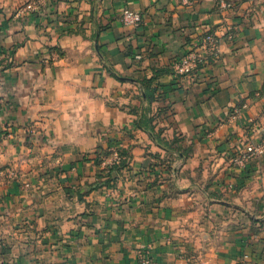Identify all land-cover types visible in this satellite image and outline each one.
Here are the masks:
<instances>
[{
    "label": "crops",
    "instance_id": "1",
    "mask_svg": "<svg viewBox=\"0 0 264 264\" xmlns=\"http://www.w3.org/2000/svg\"><path fill=\"white\" fill-rule=\"evenodd\" d=\"M262 140L264 0H0V264H264Z\"/></svg>",
    "mask_w": 264,
    "mask_h": 264
},
{
    "label": "built area",
    "instance_id": "2",
    "mask_svg": "<svg viewBox=\"0 0 264 264\" xmlns=\"http://www.w3.org/2000/svg\"><path fill=\"white\" fill-rule=\"evenodd\" d=\"M188 3L193 0H183ZM223 9H228L231 7V4L227 2H221L220 5ZM122 20L125 24L130 26H139L143 22V15L139 11L132 10H124L122 15ZM202 43L206 49V53L208 52L209 57L213 60L219 58V50H218V38L214 33L208 32L204 34L202 38ZM206 63V57L202 53L192 52L188 54L183 60L180 62L178 66V72L183 75L190 74L194 70H196L199 65ZM109 155H106L105 152L101 154V166L104 168L108 166H120L122 162L128 161V157L122 156L117 150H109ZM264 153V140H262L257 145L247 146L244 153L239 155L236 159L238 164H243L248 162L255 156L262 155ZM142 264H151V259L149 257H144L142 259Z\"/></svg>",
    "mask_w": 264,
    "mask_h": 264
},
{
    "label": "trees",
    "instance_id": "3",
    "mask_svg": "<svg viewBox=\"0 0 264 264\" xmlns=\"http://www.w3.org/2000/svg\"><path fill=\"white\" fill-rule=\"evenodd\" d=\"M105 153H106V155H109V154H110L109 152H105ZM119 153H120L122 156H126V157H128V156H127L125 153H123V152H120V151H119ZM97 163H98V164H101V163H102V161H101V156H100L99 158H97ZM126 165H127V161H124V162H122V164H121L120 166H108V167L104 168V170L118 171V170H121L122 168L126 167Z\"/></svg>",
    "mask_w": 264,
    "mask_h": 264
}]
</instances>
